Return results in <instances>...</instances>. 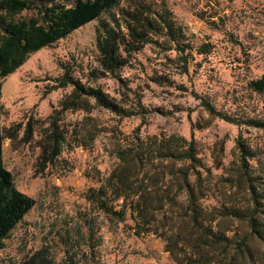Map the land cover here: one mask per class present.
I'll return each mask as SVG.
<instances>
[{
    "label": "rangeland",
    "instance_id": "1",
    "mask_svg": "<svg viewBox=\"0 0 264 264\" xmlns=\"http://www.w3.org/2000/svg\"><path fill=\"white\" fill-rule=\"evenodd\" d=\"M128 1L121 0L119 6ZM165 1L193 47L189 72L179 73L174 63L166 61V56L176 57L174 51L159 52L152 45L145 46L120 70L129 86L142 95L144 118H119L103 108L90 113L66 112L60 126L67 131V141L52 163L42 164L40 141L49 125V115L71 90L53 88L54 79L62 72L59 62L71 61L79 76L82 69L97 66L99 19L31 54L3 79L0 107L6 136L4 163L17 188L33 197L36 204L4 240L0 264L17 263L43 245L56 256L57 264H177L164 237L152 233L137 236L129 213L125 221H119L85 198L88 188L99 186V180L115 166V143L135 133L193 135L204 164L211 168V177L204 184L210 196L204 204L210 211L209 218L216 219L182 230L183 236L192 239L190 251L194 256L200 257L202 264H226L231 256L234 264H264L263 246L250 233L246 221L220 215L224 204L240 209L252 207L244 185L227 179L237 160V139L242 136L252 148L250 171L264 180V128L214 117L192 94L195 90L218 110L238 119H264V93L249 87L251 79L264 73V0ZM33 14L30 9L19 17ZM203 43H211V52L199 55L195 49ZM157 75L172 82L158 84L152 80ZM98 83L120 98L117 80L103 77ZM29 126L33 133L27 139ZM214 152L221 160L220 168L215 167ZM255 217L264 219V210H258ZM218 231L232 239L227 251L212 242L213 232ZM63 237L66 245L60 242ZM243 238L247 240L238 248Z\"/></svg>",
    "mask_w": 264,
    "mask_h": 264
},
{
    "label": "trees",
    "instance_id": "2",
    "mask_svg": "<svg viewBox=\"0 0 264 264\" xmlns=\"http://www.w3.org/2000/svg\"><path fill=\"white\" fill-rule=\"evenodd\" d=\"M121 0H0V97L3 79L21 67L31 54L67 37L81 26L99 19L96 27L97 66L82 69L77 75L71 61H60L62 72L54 80V89L71 87L59 101L58 108L49 115V125L43 134L42 164L53 162L67 141V131L61 129L66 112L90 113L96 108L106 109L119 118L138 115L144 118L145 105L142 95L129 86L120 70L127 66L133 55L145 46L152 45L159 52L174 51L176 57L166 56L180 71L188 73L193 58V47L184 27L173 16L165 0H129L120 7ZM33 9L34 14L19 17L24 11ZM117 9V11H115ZM107 14V18H102ZM211 43L197 47L196 53L211 52ZM112 77L120 84V98L110 95L98 80ZM166 78V79H165ZM152 80L164 84L167 77L157 75ZM249 87L264 93V73L249 81ZM133 93V97L130 94ZM195 99L212 116L242 125L264 128V119L236 116L218 110L211 101L195 90ZM139 130V128L137 129ZM33 129L29 126L27 139ZM5 133L1 125L0 107V249L4 240L34 207L36 200L17 188L14 176L4 163L3 144ZM237 160L227 179L244 185L250 195L252 207L235 208L223 205L221 216H234L246 221L250 233L262 246L264 261V219H257L258 210H264V180L250 171L249 161L253 154L242 136L237 139ZM224 150L223 143L219 148ZM112 154L117 159L109 174L99 180L100 185L88 188L85 198L96 209L125 221L128 213L133 220V231L137 236L156 234L167 240V250L177 264H202L200 257L190 251L192 239L182 235L188 226L201 227L210 217L204 201L210 196L204 185L211 177L198 148L195 137L180 134L156 133L142 136L128 135L118 140ZM219 156V155H218ZM213 153L216 168L221 160ZM212 242L231 246L232 239L224 232H213ZM247 238L238 243L242 247ZM66 245L64 237L60 240ZM67 252L69 253L68 249ZM56 256L47 245L30 251L14 264H57ZM226 264H234L231 256Z\"/></svg>",
    "mask_w": 264,
    "mask_h": 264
}]
</instances>
